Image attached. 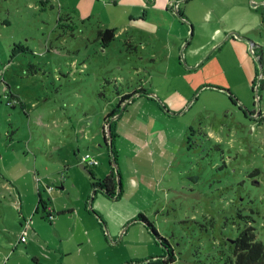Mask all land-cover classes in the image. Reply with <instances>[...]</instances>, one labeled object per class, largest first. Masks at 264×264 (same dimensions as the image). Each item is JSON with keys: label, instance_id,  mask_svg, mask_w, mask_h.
Instances as JSON below:
<instances>
[{"label": "rangeland", "instance_id": "1", "mask_svg": "<svg viewBox=\"0 0 264 264\" xmlns=\"http://www.w3.org/2000/svg\"><path fill=\"white\" fill-rule=\"evenodd\" d=\"M148 1L0 0V180L24 184L26 178L32 194L34 175L42 180L56 172L45 170L48 163L68 170L43 178L41 191L44 183L70 184L72 161L86 153L109 165L115 124L117 183L118 176L130 181L119 220L144 211L174 260L138 262L153 244L136 223L123 230L118 245L97 236L99 253L91 245L93 252L83 255L87 262L234 264V241L245 226L253 225L264 243V26L244 39L251 60L230 42L200 50L189 70L175 8L142 22ZM261 14L264 23V6ZM104 24L119 32L108 47L98 36ZM128 90L137 94L122 104L120 119L116 114L105 121L121 98L118 91ZM8 199L0 192V258L14 255L3 247L26 228L14 202L16 211L3 206ZM155 253L162 257L161 246ZM84 257L73 255L72 264Z\"/></svg>", "mask_w": 264, "mask_h": 264}, {"label": "crops", "instance_id": "2", "mask_svg": "<svg viewBox=\"0 0 264 264\" xmlns=\"http://www.w3.org/2000/svg\"><path fill=\"white\" fill-rule=\"evenodd\" d=\"M148 2L151 3L152 6H148V10L142 14L144 18L146 17L145 20H141L142 22H147V17L150 13L158 15L164 9L167 10L168 6L175 8L176 14L180 18L177 20L178 38L185 42L183 60L184 63L187 64L189 70L195 68L194 64L190 62H193L196 54L205 48L226 47L228 44L230 45V42H234L237 47L243 46L246 55H249L247 50L248 44L244 39L246 36H249L251 31L258 29L262 24L264 26L261 14L264 0H149ZM143 6L144 5L140 8ZM176 14L173 12V15L176 16ZM100 26L113 28L116 37L119 36L118 29L115 28V26L108 24ZM197 37L199 38V43L195 42ZM248 42L251 43V39H248ZM188 46H190V49L187 52L186 49ZM250 49L252 51V48ZM249 59L251 60L250 55ZM179 60L182 61L181 58ZM145 94L150 99L155 98V94L147 92V90H145ZM120 117L121 116L117 114L114 118L119 120ZM108 132L106 134L107 138ZM113 141L117 155L112 151L113 159L109 157V165L100 166V164H98L97 166H88L86 162L84 163L83 161L84 156L89 154L86 153L78 162L72 161V173L69 170V177L72 178V180H69L70 184L69 182L63 181L62 186L56 187L57 190L53 185L49 186L44 183L45 187L43 186V190L41 191L40 183L44 180L43 178L51 179L54 174L58 172L64 174V172H67L68 168L62 170L57 164H55V167H52V165L49 166L47 163L45 170H57L55 173L48 176L47 174L44 175L42 180L40 178L36 180V176L34 175L37 185V203H35L36 192L33 191V188H31L33 191L32 194L30 193V189H25V186H27L26 178L24 184L23 180H21V182L17 179L14 181L10 179L4 181L0 180V192L4 194V198H9L6 201L7 203L2 202L3 206L12 208L16 211V208L11 204V202H14L16 206L20 208L19 216L21 217L20 226L22 228L25 226L23 222L27 219H31L30 228L26 231L27 240L25 242L20 241L22 231L17 232L15 235L16 238L14 239L10 237L7 238L9 243H7L3 249L9 250L13 248L16 252L12 253L14 254L12 257H8L9 253H5L4 255H6V257H1L3 258L2 263L6 261L4 264H72L73 255H79V257H84V254L89 255L93 252L91 248L93 246H95L94 252L99 253L97 247L98 243L95 242L97 236L101 237L106 244L108 243L107 245H110L109 242L113 245H118L123 240L122 235L120 236L123 230L136 223L141 225L142 234L146 235L153 244V252L151 251L149 255H146L144 259L138 262L146 263L148 260L152 261L154 259H157L156 261L159 262L165 259L164 246L144 220L140 219L138 216L128 221L119 220L118 215L123 209L118 204L126 199L124 196L128 185L130 186V181L123 182L121 177L118 176L119 186L117 194L114 197L108 196L107 193L97 185L103 181L112 168H114L116 175L120 173L118 163L120 152H118L115 144L116 137L115 140H113L112 137V144ZM105 145L107 148L109 147V140ZM77 163L84 165L90 171V178H83V176L79 175L76 171ZM92 167H95V169H91ZM34 171L37 172L36 169ZM37 174L39 176V172H37ZM134 183L138 184L136 181ZM79 185L81 188L80 191L75 192V187ZM31 186L32 180H30V187ZM28 192L30 193L29 200ZM43 192H45L46 195H44ZM39 195H41L43 200L49 201L48 204L54 216L53 222H49L47 219L48 214L44 211L43 207L40 205L38 206ZM139 214H143L152 222L144 211H140L138 215ZM105 228H107V231ZM12 240H14L13 244L11 243ZM158 245L161 246L162 257H158L160 255L155 253L157 252ZM86 247L88 250H86ZM18 257H20V259H18ZM1 258L0 264H2ZM30 258L31 262H28ZM124 260L125 259H122L119 264L138 263L137 261H131V259H127V261ZM148 262L150 263V261ZM78 264L99 263H89L84 257L83 261Z\"/></svg>", "mask_w": 264, "mask_h": 264}, {"label": "trees", "instance_id": "3", "mask_svg": "<svg viewBox=\"0 0 264 264\" xmlns=\"http://www.w3.org/2000/svg\"><path fill=\"white\" fill-rule=\"evenodd\" d=\"M98 36L101 39L102 45L104 47L110 46V44L115 40L116 34L115 30L113 28L108 27H102L100 26L98 28ZM254 54H257L256 51H254ZM258 59L260 62H263V57L258 56ZM253 86L255 84V79L253 80ZM137 93V90H134L133 92L128 90L124 93V91L120 92L118 91V95L121 96L119 102L117 103V106L112 109L106 116L105 121H108L110 118L115 116L119 113L120 107L122 104H124L126 101L131 99L133 95ZM108 124L107 122L105 125ZM107 131L104 129V141L107 143ZM111 134L113 136V140H115L116 134H115V124L111 125ZM107 145V144H106ZM112 151L115 155L116 149L114 145V141L112 144ZM116 173L114 168L110 171V173L103 179V181L97 185L104 190L108 196L114 197L117 194L118 186ZM95 185V184H94ZM49 201H45L42 199L41 195H39V202L38 206H42L44 211L47 212V218L53 216L51 213L50 205L48 204ZM49 209V210H48ZM138 217L142 220H144L148 226L155 232L158 240L160 243L164 246V254H169V260L164 259L163 263H167V261H173L174 260V251L170 245H168V241L166 238L161 236L156 228L153 226L154 224L150 222L143 214H139ZM234 255H235V263L234 264H264V243L262 240H260L257 236L256 228L249 224L245 226V228L240 232L238 237L234 241Z\"/></svg>", "mask_w": 264, "mask_h": 264}, {"label": "built area", "instance_id": "4", "mask_svg": "<svg viewBox=\"0 0 264 264\" xmlns=\"http://www.w3.org/2000/svg\"><path fill=\"white\" fill-rule=\"evenodd\" d=\"M83 161L84 163L86 162L88 166H97L99 164V162L95 158H92L90 154H86L83 158ZM50 218H52V216ZM25 227L26 228L24 229V231H22V235L20 237L21 242H25L27 240L26 237L27 224H25Z\"/></svg>", "mask_w": 264, "mask_h": 264}, {"label": "water", "instance_id": "5", "mask_svg": "<svg viewBox=\"0 0 264 264\" xmlns=\"http://www.w3.org/2000/svg\"><path fill=\"white\" fill-rule=\"evenodd\" d=\"M113 162V161H112ZM81 167L83 168V170L88 174L90 175V171L84 166V165H81ZM154 232V231H153ZM155 233V232H154Z\"/></svg>", "mask_w": 264, "mask_h": 264}]
</instances>
